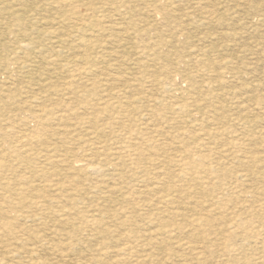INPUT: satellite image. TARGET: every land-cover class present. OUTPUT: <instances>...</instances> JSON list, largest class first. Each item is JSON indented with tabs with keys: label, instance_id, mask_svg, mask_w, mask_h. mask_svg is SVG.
Returning a JSON list of instances; mask_svg holds the SVG:
<instances>
[{
	"label": "rangeland",
	"instance_id": "obj_1",
	"mask_svg": "<svg viewBox=\"0 0 264 264\" xmlns=\"http://www.w3.org/2000/svg\"><path fill=\"white\" fill-rule=\"evenodd\" d=\"M57 1L0 0V260L264 264V0Z\"/></svg>",
	"mask_w": 264,
	"mask_h": 264
},
{
	"label": "bare ground",
	"instance_id": "obj_2",
	"mask_svg": "<svg viewBox=\"0 0 264 264\" xmlns=\"http://www.w3.org/2000/svg\"><path fill=\"white\" fill-rule=\"evenodd\" d=\"M50 1V3L53 1H51V0H49ZM59 1V0H58ZM57 1V2H58ZM61 1V0H60ZM59 1V2H60ZM158 1L159 0H143L142 2H143V4L145 5V7H147V8H149V7H152V8H156L157 7V3H158ZM185 1V0H184ZM43 2V1H42ZM73 2H75V1H73ZM90 2V1H89ZM179 2V1H178ZM188 2V1H187ZM186 2V3H187ZM50 3L48 4V5H50ZM62 3H65V2H63L62 1ZM77 3H78V1H77ZM108 3V2H107ZM139 3V2H138ZM173 3V2H172ZM185 3V2H184ZM75 4V3H74ZM87 4V3H86ZM109 4V3H108ZM107 4V5H108ZM181 3H179V5H180ZM196 4V3H195ZM99 5H100V3H99ZM172 5V4H171ZM176 5V4H175ZM197 5H199V4H197ZM46 6V5H45ZM62 6V5H61ZM98 6V5H97ZM111 6V5H110ZM10 7V6H9ZM42 7V6H41ZM47 7V6H46ZM68 7V6H67ZM80 7H86L85 5H80ZM108 7V6H107ZM122 7V6H121ZM171 7V6H170ZM176 6H174V8H175ZM61 8V7H60ZM98 8V7H97ZM97 8H95V11H96V9ZM102 8V7H101ZM117 8V7H116ZM127 8H129V6L127 7ZM183 8V7H182ZM100 9V8H99ZM98 9V10H99ZM118 9H119V7H118ZM173 9V8H172ZM176 9V8H175ZM89 10V9H88ZM101 10V9H100ZM129 10V9H128ZM163 11V10H162ZM97 12V11H96ZM86 13V12H85ZM101 12H98L97 14H100ZM103 13H106V12H104L103 11ZM103 13H101V14H103ZM158 13V12H157ZM2 14V13H1ZM159 14V13H158ZM158 14H155L156 16H158ZM161 15V14H160ZM67 20H72V21H76L77 23H79V24H81V25H83V26H85V27H87V21H88V23L89 24H94V23H96L97 21H96V19L94 20V19H91V18H89V19H87V16L85 17V16H79V15H77V13H75V12H73L72 14H70V15H63ZM104 16V15H103ZM116 16H117V14H116ZM119 16V15H118ZM117 16V17H118ZM94 17V16H93ZM105 17V16H104ZM62 18V17H61ZM61 18H59V19H61ZM95 18V17H94ZM30 19V18H29ZM33 19V18H32ZM31 19V20H32ZM64 19V18H63ZM107 19V18H106ZM105 19V20H106ZM28 20V19H27ZM39 20H41V19H39ZM66 20V21H67ZM110 20V19H109ZM43 21V20H42ZM65 21V20H64ZM25 23V22H24ZM57 23V22H56ZM59 23V22H58ZM63 23V22H62ZM110 23H111V21H110ZM110 23H107V24H110ZM106 24V23H105ZM56 25V24H55ZM58 25V24H57ZM84 29V28H83ZM3 30V29H2ZM6 30H8V29H6ZM85 31V30H84ZM87 31V30H86ZM86 31L84 32V35H85V33H86ZM6 33H7V31H6ZM54 35H55V32L53 31L52 32ZM61 33V32H60ZM59 33V34H60ZM57 34V33H56ZM52 35V34H51ZM61 35V34H60ZM66 35H70L69 33H67ZM87 35V34H86ZM85 35V36H86ZM57 36V35H56ZM52 37H53V35H52ZM82 38V37H81ZM56 39V38H55ZM83 40V39H82ZM200 42V41H199ZM194 43V42H193ZM194 46V45H193ZM204 48V47H203ZM202 48V49H203ZM30 49V48H29ZM205 55V54H204ZM200 56V55H199ZM202 58H203V56H202ZM201 59V58H200ZM17 64V63H16ZM195 66H198V65H195ZM201 68V67H200ZM24 71V70H23ZM201 71V70H200ZM202 73V72H201ZM200 75V74H199ZM188 78V77H187ZM9 82V81H8ZM20 89V88H19ZM5 92V91H4ZM26 93V92H25ZM1 94V93H0ZM21 94V93H20ZM176 98H177V96H176ZM26 99V98H25ZM28 99V98H27ZM1 100V99H0ZM62 118V117H61ZM36 122H38V125H39V121L37 120ZM48 122V121H47ZM46 124V123H45ZM44 124V125H45ZM42 127H43V125H42ZM24 131H26V130H24ZM32 131H34V130H32ZM31 131V132H32ZM55 131L56 130H54V133H55ZM31 132L29 133V134H31ZM61 133V132H60ZM57 135H59V132H57L56 133ZM61 135H63L62 133H61ZM35 142V141H34ZM29 143V142H28ZM50 146H48V148H49ZM10 148V147H9ZM12 148V147H11ZM29 150V149H28ZM44 150V149H43ZM53 150V152H56V151H58L57 150V148H55L54 146L51 148V151ZM49 151H50V149H49ZM27 152H30V151H27ZM45 152V151H44ZM24 153H25V151H24ZM54 159V158H53ZM57 161V160H56ZM57 163V162H56ZM99 213V212H98ZM18 217H20V218H24V217H26V216H21V214H19L18 216H17V218ZM25 219V218H24ZM28 219V218H27ZM22 221H24V220H22ZM92 236V235H91ZM126 249H128V248H126ZM0 255H3V253L0 251ZM6 255H7V251H6ZM69 263H71V261L69 262ZM0 264H7V263H5V261H3V260H0ZM32 264H34L33 262H32ZM118 264V263H117Z\"/></svg>",
	"mask_w": 264,
	"mask_h": 264
}]
</instances>
